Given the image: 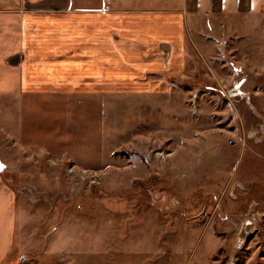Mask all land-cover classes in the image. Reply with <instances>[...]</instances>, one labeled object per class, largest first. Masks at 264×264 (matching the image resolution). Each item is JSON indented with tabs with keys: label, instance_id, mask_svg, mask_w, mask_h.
Instances as JSON below:
<instances>
[{
	"label": "rangeland",
	"instance_id": "1",
	"mask_svg": "<svg viewBox=\"0 0 264 264\" xmlns=\"http://www.w3.org/2000/svg\"><path fill=\"white\" fill-rule=\"evenodd\" d=\"M190 31L186 76L166 91L130 87L113 42L109 89L33 95L12 113L45 141L0 159L23 202L22 250L3 264H264V2Z\"/></svg>",
	"mask_w": 264,
	"mask_h": 264
},
{
	"label": "crops",
	"instance_id": "2",
	"mask_svg": "<svg viewBox=\"0 0 264 264\" xmlns=\"http://www.w3.org/2000/svg\"><path fill=\"white\" fill-rule=\"evenodd\" d=\"M262 2L0 0V159L5 154L8 159L30 155L45 141L40 134H26L23 123L12 115L23 111L26 98L56 97L85 86L101 93L112 86L106 79V66L110 69L112 64L111 43L120 46L124 68L137 72L128 85L143 94L159 93L172 83L162 80L186 76L187 48L194 44L192 17L237 18L258 10ZM181 18L184 29L180 30ZM161 47L169 50L167 60L156 51ZM143 61L149 66L141 72ZM50 136L51 147L57 146L56 132ZM11 168L17 170L16 162H9L7 169ZM13 190L0 174V264L8 258L16 260L22 250L16 244L21 243L17 225L23 202Z\"/></svg>",
	"mask_w": 264,
	"mask_h": 264
},
{
	"label": "water",
	"instance_id": "3",
	"mask_svg": "<svg viewBox=\"0 0 264 264\" xmlns=\"http://www.w3.org/2000/svg\"><path fill=\"white\" fill-rule=\"evenodd\" d=\"M6 166L0 161V172L5 170Z\"/></svg>",
	"mask_w": 264,
	"mask_h": 264
},
{
	"label": "built area",
	"instance_id": "4",
	"mask_svg": "<svg viewBox=\"0 0 264 264\" xmlns=\"http://www.w3.org/2000/svg\"><path fill=\"white\" fill-rule=\"evenodd\" d=\"M4 171H6V170H3V171H1V173H3ZM18 188H16V190H17Z\"/></svg>",
	"mask_w": 264,
	"mask_h": 264
}]
</instances>
